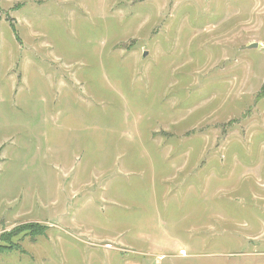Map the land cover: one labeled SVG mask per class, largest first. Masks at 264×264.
Listing matches in <instances>:
<instances>
[{"label":"rangeland","instance_id":"1","mask_svg":"<svg viewBox=\"0 0 264 264\" xmlns=\"http://www.w3.org/2000/svg\"><path fill=\"white\" fill-rule=\"evenodd\" d=\"M0 264H264V0H0Z\"/></svg>","mask_w":264,"mask_h":264},{"label":"water","instance_id":"2","mask_svg":"<svg viewBox=\"0 0 264 264\" xmlns=\"http://www.w3.org/2000/svg\"><path fill=\"white\" fill-rule=\"evenodd\" d=\"M257 46H258V44L254 43V44L251 45L250 47H251V48H252V47L254 48V47H257ZM143 56H146V53H144Z\"/></svg>","mask_w":264,"mask_h":264}]
</instances>
